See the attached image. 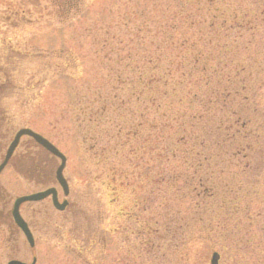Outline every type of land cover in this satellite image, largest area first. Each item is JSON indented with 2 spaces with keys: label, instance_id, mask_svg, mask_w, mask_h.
I'll use <instances>...</instances> for the list:
<instances>
[{
  "label": "rangeland",
  "instance_id": "obj_1",
  "mask_svg": "<svg viewBox=\"0 0 264 264\" xmlns=\"http://www.w3.org/2000/svg\"><path fill=\"white\" fill-rule=\"evenodd\" d=\"M194 15L209 99L235 85L179 147L159 111L153 129L135 117L145 103L127 78L146 47L156 57L163 41L197 39ZM0 109V161L28 127L65 155L69 185L65 197L59 158L21 137L0 173V264H211L213 252L264 264V0H0ZM52 186L64 210L50 197L20 205L31 247L5 214Z\"/></svg>",
  "mask_w": 264,
  "mask_h": 264
},
{
  "label": "trees",
  "instance_id": "obj_2",
  "mask_svg": "<svg viewBox=\"0 0 264 264\" xmlns=\"http://www.w3.org/2000/svg\"><path fill=\"white\" fill-rule=\"evenodd\" d=\"M74 1L76 2V0ZM215 9L218 10V8ZM199 16L200 14H198ZM195 17L196 15L191 21V26L198 25L196 26V29H198L196 31L198 33L197 39L189 40L186 37H179L175 41H171L172 39L163 41L160 43L161 52H163L156 57L149 55V49L146 47L145 52L148 54L144 57L141 67L138 66L136 60L130 59V78H127L130 82L129 97L145 103L143 111L139 110V106L135 107V117H142L144 122L153 129L157 125L156 123L153 124L154 121L150 122L147 115L149 112L157 114L159 111V120L162 122L161 129L163 131L171 130L175 139L181 142L178 145L179 147L192 139L191 133L193 131L191 129L206 115L208 118L209 102L213 101L216 107L224 91L229 94L230 89L235 85L229 79L231 88L226 89L224 87L221 89L222 91L216 88V90L211 91L213 95L209 99L206 90L209 83L206 42L204 41L201 25L199 26L202 20L198 18L199 21H195L197 19ZM174 28L182 29L181 26H175ZM181 32L186 34L182 30ZM212 50L219 53L217 42ZM139 67L141 70H137ZM216 75L214 84H218L220 81L218 80V73ZM2 114L3 111L0 109L1 117H3ZM134 119L133 117L131 122V126L135 127L134 133L140 132L138 126L141 125V122H134ZM179 152L178 149L176 151L175 149L170 150L171 155L176 157ZM39 165V163L34 164V173L39 171L41 167ZM5 196L4 188L0 186V203L4 202ZM3 211L1 213H4ZM5 215L11 219L9 211Z\"/></svg>",
  "mask_w": 264,
  "mask_h": 264
},
{
  "label": "water",
  "instance_id": "obj_3",
  "mask_svg": "<svg viewBox=\"0 0 264 264\" xmlns=\"http://www.w3.org/2000/svg\"><path fill=\"white\" fill-rule=\"evenodd\" d=\"M22 136L31 137L38 145L43 147L46 151H48L53 156L59 158L60 163L55 169V180L61 187L63 195L67 196L69 193V186H68L67 180L63 176V170L66 164L65 155L56 146H54L49 140H47L45 137H43L39 133L33 131L32 129L20 128L16 131V133L14 134L11 142L9 143L5 151V154L0 162V172L5 167V165L8 163L14 149L16 148ZM46 197L51 198L52 205L54 206V208H56L59 211L64 210L65 207L67 206L66 200L59 202L57 190L54 187H49V188H46L44 190H41L35 193L16 197L13 202L12 208H11V216H12L14 223L22 231L27 242L29 243L31 247L34 246V238H33L31 230L28 227V224L25 222V220L20 215L19 206L24 202L39 201ZM218 257H219L218 253L213 252L211 255L210 263L217 264ZM35 262H36V258L34 257L30 263H25L17 259H12L8 261L7 264H35Z\"/></svg>",
  "mask_w": 264,
  "mask_h": 264
}]
</instances>
